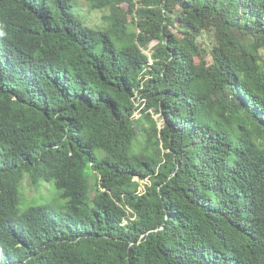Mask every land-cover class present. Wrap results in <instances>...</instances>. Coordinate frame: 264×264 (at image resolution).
<instances>
[{
  "label": "trees",
  "instance_id": "16d2710c",
  "mask_svg": "<svg viewBox=\"0 0 264 264\" xmlns=\"http://www.w3.org/2000/svg\"><path fill=\"white\" fill-rule=\"evenodd\" d=\"M82 1L0 0V264H264V0Z\"/></svg>",
  "mask_w": 264,
  "mask_h": 264
},
{
  "label": "rangeland",
  "instance_id": "374dc122",
  "mask_svg": "<svg viewBox=\"0 0 264 264\" xmlns=\"http://www.w3.org/2000/svg\"><path fill=\"white\" fill-rule=\"evenodd\" d=\"M75 2L78 3L79 9L82 11V13L79 16L86 23V25H88L90 27H98V26L99 27L101 26V28L103 27L102 17L105 14V12L102 13V12H99V11H95V12L94 11L93 12L92 11H88L87 5L85 4L84 1L75 0ZM124 8L128 9V7L126 5L124 6ZM78 13H76V15ZM146 53H148V52H146ZM23 186H24V195H25L24 201H25V204L26 203L28 204L29 200L31 198H37L40 201H45L47 203H49V202L51 203V202H54L55 199H56V196H58V192L50 184L44 185L41 188H36V187H33V186L29 185V183L26 181L23 184ZM55 203H56V205H58L57 201ZM62 203L65 204L64 201H62ZM61 207L62 206L59 205L58 208L60 209Z\"/></svg>",
  "mask_w": 264,
  "mask_h": 264
},
{
  "label": "clouds",
  "instance_id": "9594fccd",
  "mask_svg": "<svg viewBox=\"0 0 264 264\" xmlns=\"http://www.w3.org/2000/svg\"><path fill=\"white\" fill-rule=\"evenodd\" d=\"M7 35H0V58L11 52V47L6 46L4 43ZM0 249H3V246L0 244Z\"/></svg>",
  "mask_w": 264,
  "mask_h": 264
}]
</instances>
